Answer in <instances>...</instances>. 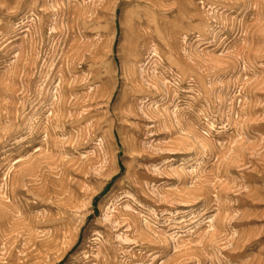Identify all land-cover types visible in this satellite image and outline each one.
Segmentation results:
<instances>
[{
  "label": "rangeland",
  "instance_id": "rangeland-1",
  "mask_svg": "<svg viewBox=\"0 0 264 264\" xmlns=\"http://www.w3.org/2000/svg\"><path fill=\"white\" fill-rule=\"evenodd\" d=\"M0 264H264V0H0Z\"/></svg>",
  "mask_w": 264,
  "mask_h": 264
},
{
  "label": "bare ground",
  "instance_id": "bare-ground-1",
  "mask_svg": "<svg viewBox=\"0 0 264 264\" xmlns=\"http://www.w3.org/2000/svg\"><path fill=\"white\" fill-rule=\"evenodd\" d=\"M52 124V123H51Z\"/></svg>",
  "mask_w": 264,
  "mask_h": 264
}]
</instances>
